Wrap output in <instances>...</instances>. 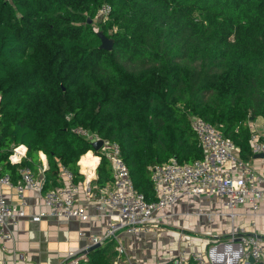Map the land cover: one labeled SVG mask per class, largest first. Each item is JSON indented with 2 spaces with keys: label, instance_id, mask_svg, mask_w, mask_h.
I'll list each match as a JSON object with an SVG mask.
<instances>
[{
  "label": "trees",
  "instance_id": "trees-1",
  "mask_svg": "<svg viewBox=\"0 0 264 264\" xmlns=\"http://www.w3.org/2000/svg\"><path fill=\"white\" fill-rule=\"evenodd\" d=\"M104 4L110 51L94 25ZM193 116L252 159L250 122L264 118V0H0L1 174H37L43 152L44 189L61 185L62 165L79 183L92 150L101 160L91 185L105 186L112 167L87 130L120 144L135 187L153 201L151 165L204 157ZM109 248L79 264H113Z\"/></svg>",
  "mask_w": 264,
  "mask_h": 264
},
{
  "label": "built area",
  "instance_id": "built-area-1",
  "mask_svg": "<svg viewBox=\"0 0 264 264\" xmlns=\"http://www.w3.org/2000/svg\"><path fill=\"white\" fill-rule=\"evenodd\" d=\"M111 5H102L95 19H108ZM252 122V121H251ZM250 143L253 159L260 161L262 170L240 156V147L235 141L201 116H193L191 127L196 133L204 151L203 159L181 163L172 157L167 162L149 167L156 200L147 201L145 194L134 185L129 167L125 162L118 142L103 139L87 130L81 132L96 141L103 139L100 151L108 158L112 167L111 186L99 189L95 207L100 213H107L110 221L101 235L86 236L89 246L71 250L61 264H79L88 261V252L97 244L115 242L116 257L113 264H135L121 234H149L164 228L168 220L177 215L173 207L179 202L186 211L179 212L184 217L205 218L209 223L218 222L223 226L218 232L195 231L187 235L181 231L179 247L174 256L163 264H264V235L251 232L237 218H251L249 226L257 227V219L264 217V135L251 126ZM27 147L19 145L13 149L10 161H20ZM263 154L255 158L256 154ZM101 158V156H100ZM61 185L43 193L46 210L41 217L58 220L72 218L89 221L91 215L79 204L80 184L75 182L74 173L61 166ZM45 177L37 178L32 169L20 170V178L14 182L10 174L0 173V239L14 240L9 231V223L17 224L27 216V189L44 190ZM14 188L21 201L15 204L5 196L2 187ZM90 195V187H85ZM230 221L228 228L223 220ZM217 224V225H218ZM216 230V227H213ZM206 237H202L203 234ZM6 250V247H4ZM14 262H25L27 255L13 249ZM0 264H9L2 260Z\"/></svg>",
  "mask_w": 264,
  "mask_h": 264
},
{
  "label": "crops",
  "instance_id": "crops-1",
  "mask_svg": "<svg viewBox=\"0 0 264 264\" xmlns=\"http://www.w3.org/2000/svg\"><path fill=\"white\" fill-rule=\"evenodd\" d=\"M251 126L261 135H264L263 117H258L253 120ZM22 146L27 147L24 144H22ZM90 151L95 156V153L92 150ZM40 156L42 166L40 171L36 174L39 179L44 176L42 167H48L46 154L40 152ZM94 156L87 158L86 168L80 165V171L85 175V179L78 183L80 184L79 204L91 215L90 220L81 221L76 218L58 220L51 217H41L40 213L46 210L43 193L51 188L46 186L47 188L44 189L42 193L34 189H27L25 192L28 201V207L26 208L27 216L20 219L16 225L9 223L8 228L14 235V240L0 239V261L5 259L9 261V264H61L69 251L89 246L88 238L79 236L80 231H83L86 236H98L102 234L108 226L110 217L107 213H100V211L96 209L94 203L99 196V189L111 186L112 181L103 187L91 185V181L97 177L96 168L101 160L100 156ZM90 158L96 159L97 161L88 163ZM250 162L259 170H262V165L259 160L253 159L252 157ZM91 163L94 164L92 166V171L89 169V164ZM6 173L9 174V172ZM11 178L16 182L20 178V175L18 176V173L14 171L12 172ZM87 185L90 187V195H87L85 192V187ZM2 190L10 202L15 204L20 203L21 199L14 188L9 185H4ZM172 210L177 215L169 219L168 224L164 225V228L157 229V231H153L149 234L140 233L132 235L126 232L121 234L123 244L127 247L135 264H163L167 262L174 256L179 247L181 241L179 233L182 230L185 231L187 235H196L197 232L195 231L204 230L205 232H218L223 227L220 223L218 224L220 221L209 223L205 218L198 219L196 217H184L179 215V212L187 210L183 203L178 202ZM250 220V217H246L245 219L238 217L237 223H243L251 232L264 235V217H260L256 220V229H254L253 226H249ZM223 221L229 228L231 224L230 221L227 219ZM213 227H216V230H214ZM206 236L205 233L202 235V237ZM101 245L110 247L109 253L113 262V259L116 257L115 242H108ZM4 247H6V250ZM13 249L26 253V261L14 262L12 256Z\"/></svg>",
  "mask_w": 264,
  "mask_h": 264
},
{
  "label": "water",
  "instance_id": "water-1",
  "mask_svg": "<svg viewBox=\"0 0 264 264\" xmlns=\"http://www.w3.org/2000/svg\"><path fill=\"white\" fill-rule=\"evenodd\" d=\"M88 22H89V23H92V19H91V18H88ZM98 35H99V37H100V39H101V41H102L100 47H101L102 49H105V50H108V51L112 50V49H113V46H114V39L111 38V37H108V36H107L105 33H103L102 31H99V32H98ZM102 146H103V139H99V140H96V141L93 142V147H94V149L97 150V151H99V150L101 149ZM255 157H263V154H262V153H261V154H256ZM101 246H102L101 244H97V245L91 247V248H90V251L95 250V249H97V248H99V247H101ZM90 251H89V252H90ZM89 252H88V253H89Z\"/></svg>",
  "mask_w": 264,
  "mask_h": 264
},
{
  "label": "rangeland",
  "instance_id": "rangeland-1",
  "mask_svg": "<svg viewBox=\"0 0 264 264\" xmlns=\"http://www.w3.org/2000/svg\"><path fill=\"white\" fill-rule=\"evenodd\" d=\"M94 25L95 28L99 31L100 29V21H98L97 19L94 18ZM116 29L114 28L113 31H115ZM93 141V140H92ZM190 231H192L191 229H189ZM112 257V256H111ZM114 260V259H113Z\"/></svg>",
  "mask_w": 264,
  "mask_h": 264
},
{
  "label": "bare ground",
  "instance_id": "bare-ground-1",
  "mask_svg": "<svg viewBox=\"0 0 264 264\" xmlns=\"http://www.w3.org/2000/svg\"><path fill=\"white\" fill-rule=\"evenodd\" d=\"M93 165H94V164H92V163L89 164V166H90V167H89L90 171H92V166H93ZM90 173H91V172H90Z\"/></svg>",
  "mask_w": 264,
  "mask_h": 264
}]
</instances>
